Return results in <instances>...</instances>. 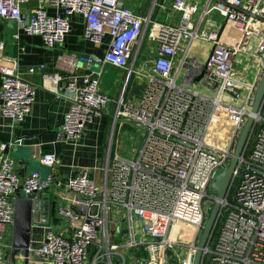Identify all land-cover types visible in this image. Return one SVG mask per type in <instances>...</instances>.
<instances>
[{"label": "built area", "instance_id": "2783aa9c", "mask_svg": "<svg viewBox=\"0 0 264 264\" xmlns=\"http://www.w3.org/2000/svg\"><path fill=\"white\" fill-rule=\"evenodd\" d=\"M225 1L236 8L208 0L201 19L214 12L225 18L239 32L232 44L195 26L194 0L174 1L178 23L152 22L151 15L141 16L125 0H0V19L16 21L18 29L40 37L50 49L64 44L75 14L84 19L85 40L101 45L109 36L100 62L125 73L113 132L119 121L141 131L131 159L113 155L110 148L103 172L82 170L67 180L60 178L56 153L40 157L46 177L39 171L21 175L7 152L21 140L0 144V264H10L14 206L22 192L50 193L55 205L43 241L30 247L29 264H194L216 200L209 191L232 160L259 82L239 77L234 60L240 54L257 58L260 77L264 73V22L258 19H264V0ZM158 4L153 0V9ZM150 25L158 52L151 70L139 73L135 62ZM14 39L20 40L18 33ZM198 39L213 46L206 61L190 55ZM6 47L0 40V113L20 125L32 113L37 90L23 78L19 61L5 54ZM42 78L52 87L62 80L45 71ZM135 80L142 97L128 101ZM100 84L101 71L69 79L70 106L58 140L83 138L114 102ZM197 84L213 95L200 92ZM254 118L202 264H264V101ZM98 173H103L99 181ZM23 261L20 253L17 262Z\"/></svg>", "mask_w": 264, "mask_h": 264}, {"label": "crops", "instance_id": "0c3cea01", "mask_svg": "<svg viewBox=\"0 0 264 264\" xmlns=\"http://www.w3.org/2000/svg\"><path fill=\"white\" fill-rule=\"evenodd\" d=\"M174 1L159 0V4L154 9L153 0H125V3L143 17L151 15L152 22L178 23L179 13L172 6ZM194 2L198 4L199 12L193 16V22L195 26H200L201 32L216 31L226 44L236 41L238 36L234 32L233 26L217 12L203 16L201 19L208 0H194ZM29 8L30 6L25 8L26 14H28ZM69 21L72 29L67 34L64 44L58 49H50L45 46L40 37L27 35L20 28L18 29L20 40L14 39V35L7 28V20L3 22L0 19V40H3L7 46L5 54L19 61L23 78L37 90L32 113L24 123L16 125L15 122L0 113V144H9L16 139L21 140L7 151L14 158L17 170L21 175L39 171L43 177H46L48 173L45 169L47 168L41 165L40 157L47 152H54L59 156L60 164L57 170L60 178L67 180L82 170L103 172L110 148L113 155H121V152L126 151L121 136L126 130H132L133 127L119 121L113 132L115 101L118 100L123 89L125 73L118 68L100 62L108 50L110 37L106 36L104 44L94 45L84 39L85 24L81 15H72L69 17ZM150 31L151 25L142 39L136 58V70L139 73L151 70V62L158 52V41L150 36ZM212 50L213 46L210 43L198 39L193 42L190 55L206 61L210 58ZM182 55L183 53L178 56L176 67L180 66ZM72 57H76L79 62H76L77 60L71 62ZM236 58L234 68L239 77L250 84L260 80V65L257 58L247 54H240ZM87 59H92V64H88ZM72 63L75 66H71ZM31 67L36 68L34 74L29 73ZM44 71L62 77L57 87L44 83L42 78ZM100 71V91L108 94L114 102L102 116L87 127L83 138L76 141L58 140L56 133L61 129L64 116L70 106L71 93L67 89L69 79L72 76L80 77L90 72ZM1 84L0 78V92ZM125 97L128 101L141 99L142 93L138 86V80L132 82ZM135 135L136 137H132V152L141 141V134ZM102 174L98 173L94 178L99 181ZM45 196L50 197V193H45ZM47 226L48 224L34 226V238H32L31 245H38L43 241ZM36 264L41 263L37 262Z\"/></svg>", "mask_w": 264, "mask_h": 264}, {"label": "water", "instance_id": "95a60500", "mask_svg": "<svg viewBox=\"0 0 264 264\" xmlns=\"http://www.w3.org/2000/svg\"><path fill=\"white\" fill-rule=\"evenodd\" d=\"M215 1L231 8H236L225 0ZM258 19L264 22V19ZM2 21L4 22L3 19ZM6 25L12 35H16L18 33V23L16 21H7ZM96 61L98 62V60ZM200 79L201 77L197 78L196 81H199ZM263 101L264 73L262 74L255 90L251 114L247 118V121L243 125V128L237 137L232 160L230 164L214 178L211 189L216 194V200L210 209L208 219L203 229L195 255L194 264H202L204 250L216 230L219 214L222 208L221 201L226 199L231 188L239 159L243 155L252 135L255 125L254 115H257L260 112ZM54 207L55 205L53 200L50 197H46L44 193L31 192L23 194L16 199L14 206V224L12 230L10 264H18L17 256L20 253L24 255V261L22 264H29L33 228L35 225L48 224V221L52 216V212L54 211Z\"/></svg>", "mask_w": 264, "mask_h": 264}, {"label": "rangeland", "instance_id": "374dc122", "mask_svg": "<svg viewBox=\"0 0 264 264\" xmlns=\"http://www.w3.org/2000/svg\"><path fill=\"white\" fill-rule=\"evenodd\" d=\"M233 30L234 32L237 33V36H239V32L238 30H236L234 27H233ZM236 59L234 60V63L236 62ZM262 77V76H261ZM260 77V78H261ZM200 92L202 93H208V94H211L213 95V92H210L208 91L204 86L200 85V84H197V87H196ZM135 130V131H134ZM137 132V133H136ZM140 135L141 134V131L135 129V128H132V130H126L123 134L122 137V142H123V147L126 149V151H123L121 152V155L127 159H131L132 156H131V152H132V149H133V141H132V137H136V135ZM46 172L48 173V169H45ZM45 177V176H44ZM22 195L25 194L24 192L21 193ZM209 194L210 195H214L215 193L213 191H209ZM208 200L210 201L211 199L208 198ZM214 202V201H213ZM210 204H208L207 206H209ZM32 238H34V233L32 234Z\"/></svg>", "mask_w": 264, "mask_h": 264}, {"label": "bare ground", "instance_id": "6f19581e", "mask_svg": "<svg viewBox=\"0 0 264 264\" xmlns=\"http://www.w3.org/2000/svg\"><path fill=\"white\" fill-rule=\"evenodd\" d=\"M257 67V65H255Z\"/></svg>", "mask_w": 264, "mask_h": 264}]
</instances>
